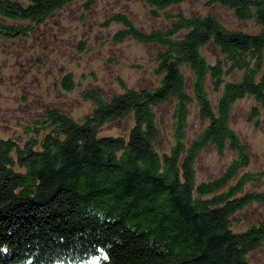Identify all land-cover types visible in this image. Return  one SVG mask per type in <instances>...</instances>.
Masks as SVG:
<instances>
[{
    "label": "trees",
    "instance_id": "trees-1",
    "mask_svg": "<svg viewBox=\"0 0 264 264\" xmlns=\"http://www.w3.org/2000/svg\"><path fill=\"white\" fill-rule=\"evenodd\" d=\"M74 1L94 2L0 0V37H29ZM142 1L156 16L185 0ZM204 4L226 7L259 28L230 29L210 15L175 13L164 29L145 33L119 14L124 27L116 41L131 37L156 46L158 85L108 99L87 92L94 109L82 122L48 109L24 135L0 138V264H251L249 254L264 246V219L243 223L237 213L264 204V190L243 191L261 174H240L246 150L230 115L245 97L255 102L251 118L264 112V0ZM208 42L219 49L214 63L201 54ZM183 67L193 74L190 85ZM71 84L66 76L62 87ZM170 99L174 142L165 152L158 150L155 107ZM194 102L204 125L188 141ZM129 113L134 124L127 137L99 136L101 126ZM207 145L219 152L229 145L237 157L218 178L197 182L192 166Z\"/></svg>",
    "mask_w": 264,
    "mask_h": 264
},
{
    "label": "rangeland",
    "instance_id": "rangeland-1",
    "mask_svg": "<svg viewBox=\"0 0 264 264\" xmlns=\"http://www.w3.org/2000/svg\"><path fill=\"white\" fill-rule=\"evenodd\" d=\"M204 1L185 0L158 10L156 16L142 0H94L88 5L74 1L54 12L29 37H0V138L24 135L27 126L48 109L82 122L94 109L87 92H99L108 99L125 89H150L158 85L161 74L156 72L154 61L156 46L131 37L116 41V32L124 27L116 21L119 14L145 33L164 29L168 23L166 16L175 13L186 17L210 15L230 29L258 30L252 20H239L232 10L217 4L206 6ZM201 54L208 63H214L220 56L212 42L201 47ZM181 70L190 85L192 72L187 67ZM237 74L230 79L234 80ZM66 76L71 79L70 90L62 87ZM207 91L216 104V93L211 87ZM254 104L253 98L239 99L232 104L230 115L231 127L246 150L240 174H261L257 184L244 185V192L264 190V112L259 109L260 114L251 118ZM174 108L172 99L155 107L160 132L158 150L167 152L174 142ZM186 120L190 141L204 125L195 102L189 105ZM133 124L134 116L129 113L105 123L98 134L127 137ZM236 157L229 145L222 152L212 145L203 147L192 166L196 181L218 178ZM237 214L243 223L256 222L264 219V204L252 203ZM248 258L251 264H264V246L252 251Z\"/></svg>",
    "mask_w": 264,
    "mask_h": 264
}]
</instances>
